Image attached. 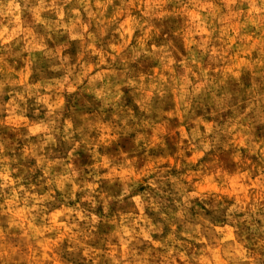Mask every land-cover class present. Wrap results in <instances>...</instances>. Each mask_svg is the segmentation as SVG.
<instances>
[{
  "label": "clouds",
  "instance_id": "clouds-1",
  "mask_svg": "<svg viewBox=\"0 0 264 264\" xmlns=\"http://www.w3.org/2000/svg\"><path fill=\"white\" fill-rule=\"evenodd\" d=\"M0 264H264V0H0Z\"/></svg>",
  "mask_w": 264,
  "mask_h": 264
}]
</instances>
